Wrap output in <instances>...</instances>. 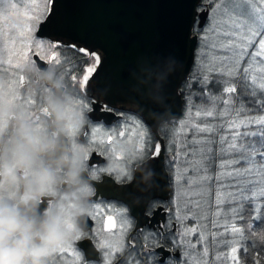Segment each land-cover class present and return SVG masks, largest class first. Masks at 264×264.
<instances>
[{
    "label": "snow or ice",
    "instance_id": "snow-or-ice-1",
    "mask_svg": "<svg viewBox=\"0 0 264 264\" xmlns=\"http://www.w3.org/2000/svg\"><path fill=\"white\" fill-rule=\"evenodd\" d=\"M54 2L47 0L45 9L38 14L30 15L26 10L23 15L37 25L43 23L53 15ZM18 7H25L23 0H0V21ZM198 8L192 21V27L198 30V71L186 84L188 92L182 94L185 120L166 135L172 149L170 180L179 182L181 176L176 171L183 168L184 184L192 183L188 176L199 175L204 192L199 198H186L182 206L171 208V222L163 224L151 223L158 202L145 205L144 223L136 222L134 229L129 215L118 214L119 223L113 215H106L105 232L125 233L126 239L123 245L118 241L99 242L98 246L105 250L104 264H264V0H201ZM19 35H27L30 43L25 46L9 30L0 28V74L12 76L21 60H29L24 49L30 52L33 47L31 26ZM59 46L58 42L51 45ZM71 47L92 62L79 77L67 70L72 85L78 84L83 92L101 63L100 56ZM35 48L40 59L61 63L55 54L42 55L43 44L36 43ZM78 106L90 111L85 103ZM99 131L95 126L84 130L88 160L93 144H107L115 154L125 139L138 135L143 141L145 137L143 131L122 129L97 140ZM162 146L164 152L169 151V145L160 140L151 154L160 156ZM143 152V143L132 149L133 155ZM122 158L115 155L117 160ZM114 173L119 180L123 169L91 168L94 181ZM99 196L96 185L89 221L100 214L95 199ZM74 238L87 236L77 233ZM67 244L68 241L55 248L51 255L59 259L57 254L67 253ZM80 258L76 254L74 264Z\"/></svg>",
    "mask_w": 264,
    "mask_h": 264
},
{
    "label": "flooded vegetation",
    "instance_id": "flooded-vegetation-1",
    "mask_svg": "<svg viewBox=\"0 0 264 264\" xmlns=\"http://www.w3.org/2000/svg\"><path fill=\"white\" fill-rule=\"evenodd\" d=\"M0 28L7 30L5 22ZM37 39L46 41L49 57L55 54L61 63H49L38 57L43 62L39 66L33 59L35 52L25 48L29 60L20 63L12 76L0 74V204L18 208L37 224L49 215H55L72 233L66 240L67 253L57 254V259L51 251L44 257V264H74L76 254L81 257L78 264H104L105 250L98 246L99 242L118 241L123 245L126 239L125 233L105 232L106 215H113L119 223L118 214L123 212L133 218L134 229L136 222L144 223L145 205L158 202L152 225L171 222L169 210L176 207L175 182L170 180L173 176L169 160L172 149L166 133L171 135L186 108L183 102L180 118L162 122L157 128V136L138 112L104 102L93 92L90 82L83 92L78 84L72 85L67 70L81 76L83 69L92 63L87 57L74 49L64 50L61 45L52 48L53 40ZM2 48L0 42V50ZM91 52L101 56L96 51ZM188 81L182 83L181 94L188 89ZM182 98L184 101L185 96ZM67 102L72 105L85 103L90 111H82L77 106L74 113L63 114L61 110ZM92 126L100 129L97 140L106 139L122 129L143 131L145 137L143 141L138 135L125 139L115 154L107 144H93L94 151L88 160L84 130ZM160 140L169 145V151L162 152V159L151 154ZM141 143L144 152L133 155L132 149ZM106 148L109 151H105ZM21 154L27 158L23 165L18 161ZM115 155H123V158L117 160ZM161 162L167 181L164 190L159 185L157 170ZM107 166L122 168L123 175L119 180L115 179L114 173L94 181L91 168ZM42 172L47 173L50 180L38 186L37 177ZM96 185L100 193L95 198L96 207L100 214L89 221ZM77 233L87 238L76 240Z\"/></svg>",
    "mask_w": 264,
    "mask_h": 264
},
{
    "label": "water",
    "instance_id": "water-1",
    "mask_svg": "<svg viewBox=\"0 0 264 264\" xmlns=\"http://www.w3.org/2000/svg\"><path fill=\"white\" fill-rule=\"evenodd\" d=\"M200 2L55 0L53 15L38 25L35 36L100 53L101 63L89 80L93 92L111 106L138 112L157 135L162 122L182 113L180 86L195 60L192 21ZM33 59L43 64L36 55ZM162 152L163 146L161 159ZM157 170L164 190L162 162Z\"/></svg>",
    "mask_w": 264,
    "mask_h": 264
},
{
    "label": "clouds",
    "instance_id": "clouds-1",
    "mask_svg": "<svg viewBox=\"0 0 264 264\" xmlns=\"http://www.w3.org/2000/svg\"><path fill=\"white\" fill-rule=\"evenodd\" d=\"M18 161L23 165L27 158L21 154ZM49 180L42 172L36 183L41 186ZM71 235L55 215L37 224L18 208L0 204V264H44V257Z\"/></svg>",
    "mask_w": 264,
    "mask_h": 264
},
{
    "label": "rangeland",
    "instance_id": "rangeland-1",
    "mask_svg": "<svg viewBox=\"0 0 264 264\" xmlns=\"http://www.w3.org/2000/svg\"><path fill=\"white\" fill-rule=\"evenodd\" d=\"M23 2L25 4V7H18V9L16 10L14 14L7 16L5 21H0V24L5 22L6 29L9 30L10 35H14L16 39L18 40V42L23 45H25V43H27L28 45L30 41L27 35L20 36L19 32L26 30L29 26H31L32 33H33L32 41H31V43L33 44V47H32L33 52L38 51V49L35 48V44L40 43L45 46V50L42 53V55H46L49 57V50H48L49 45L47 44V42L40 41L34 36L39 24L37 25V22L35 20H29L23 15L24 11L26 10L29 12L30 15H35V14L42 12L45 9L47 0H23ZM204 2L207 3L208 0H204ZM31 5H35L36 6L35 9H33ZM12 29H15V31L13 32ZM197 31L198 30L194 28V33ZM198 50H199V41L196 46L195 60H194V64L192 67L193 77L196 75L198 71V66H199V61L196 58V54ZM22 62L23 60L20 61V63ZM78 105L79 103H75L72 105L70 102H67L62 108L61 112L63 114L74 113L73 111L76 109ZM185 117H186V109H185V112L182 118L176 123L175 125L176 128L179 127L181 121L185 120ZM176 174L181 176V180L179 182H175V203H176L175 206L177 205L182 206L186 198H189V197L199 198L200 193L204 192L203 181H202L201 176L196 175V174H192L191 176H188L187 178L191 180L192 183L186 185L184 184V177H185L184 169L177 168Z\"/></svg>",
    "mask_w": 264,
    "mask_h": 264
},
{
    "label": "trees",
    "instance_id": "trees-1",
    "mask_svg": "<svg viewBox=\"0 0 264 264\" xmlns=\"http://www.w3.org/2000/svg\"><path fill=\"white\" fill-rule=\"evenodd\" d=\"M198 32V31H197ZM197 32H195L197 35H198V33ZM61 47L64 49V50H68V49H70V50H72L73 48L71 47V46H65V45H61ZM78 59H80V58H78ZM193 69V68H192ZM192 78H193V75H192V70H191V73H190V76H189V78H188V82H190L191 80H192ZM188 92V89L186 90V92H185V94Z\"/></svg>",
    "mask_w": 264,
    "mask_h": 264
}]
</instances>
